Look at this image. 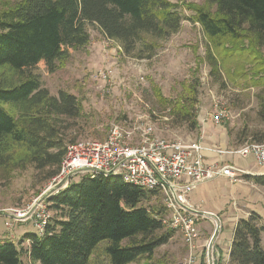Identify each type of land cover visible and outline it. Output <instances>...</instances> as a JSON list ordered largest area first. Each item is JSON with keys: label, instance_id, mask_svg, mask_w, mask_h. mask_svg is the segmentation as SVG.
Segmentation results:
<instances>
[{"label": "trees", "instance_id": "16d2710c", "mask_svg": "<svg viewBox=\"0 0 264 264\" xmlns=\"http://www.w3.org/2000/svg\"><path fill=\"white\" fill-rule=\"evenodd\" d=\"M2 1L0 0V3ZM185 0H17L0 4V178L9 179L14 170L30 164L50 181L59 170L68 127L63 121L81 116L78 97L65 90L52 95L35 72L43 62L52 73L65 62L70 50L90 41L87 25H94L107 39L117 41L126 54L141 44L151 51L154 42L146 37L166 38L184 19L178 8ZM187 17L200 25L209 41L204 57L209 75L220 79L217 61L210 49L224 48L226 55L245 51L255 71L249 77L259 87L264 78V0H206L186 3ZM213 7V10L212 8ZM245 43V44H244ZM240 54V53H239ZM197 70V66L195 67ZM194 70V71H195ZM180 83L175 98H166L152 84L156 101L168 108L174 126L199 129L197 119L199 78ZM257 117L264 123V97L258 96ZM70 127V125H69ZM252 142L264 143V129L248 134ZM264 186V174L243 175ZM156 190L123 182L118 175H82L45 199L52 216L41 234L25 233L19 244L0 242V264H93L102 245L106 264H130L150 260L167 243L174 230L161 222V203ZM264 223L251 212L239 218L233 230L226 264H264ZM26 262L22 261V242ZM203 256L205 258L204 249ZM220 261H218L219 263ZM202 264H206L203 263Z\"/></svg>", "mask_w": 264, "mask_h": 264}, {"label": "rangeland", "instance_id": "374dc122", "mask_svg": "<svg viewBox=\"0 0 264 264\" xmlns=\"http://www.w3.org/2000/svg\"><path fill=\"white\" fill-rule=\"evenodd\" d=\"M1 1L12 4L17 0ZM185 2L206 4V0ZM185 2L179 3L178 11L184 19L176 32L166 38L146 37L148 42L155 41L151 51L142 49L138 44L133 52L126 54L117 41L107 39L96 26L90 24L86 27L90 35L89 43L70 50L69 58L54 72L46 71L43 62L37 65L35 72L52 95L65 90L76 95L81 102V116L61 124L68 127L64 135L65 146L81 139H104L114 123L124 126L148 123L153 126L154 135L162 139L188 142L204 134L199 119L203 118L206 123L209 114H214L218 108L226 111L222 128L228 133L230 146L252 142L248 134L264 129V123L256 114L258 96L264 97V78L259 87L252 86L249 77L256 68L250 61L251 56H245V51H235L228 56L224 48L216 50L210 47L218 64L220 79L217 81L211 77L204 57L209 41L200 25L187 19L192 12L186 8ZM260 51L264 56V45ZM107 71L109 74L102 78ZM192 73L199 78L197 119L200 126L189 131L185 126L172 124L169 109L156 101L151 86L159 87L164 97L175 98L181 91L180 83L192 80ZM215 101L217 107L214 106ZM81 176L76 174L72 180L77 181ZM49 183L43 180V173L30 164L14 170L13 176L7 180L0 178V242L14 240L19 244L24 231L38 234L32 220H26L29 222L23 227L9 216L8 209H24L31 205L49 187ZM43 203L47 207L46 202ZM159 203L160 199L153 198L143 205L152 209ZM48 212L51 218L55 216L54 211ZM6 222L12 225L7 226ZM182 243L184 245L181 235L175 232L167 243L155 250L150 260L140 259L130 264H177L187 256V247L184 245V248ZM20 247L22 261L26 262V244L22 242ZM101 249L102 245L92 258L93 264H106Z\"/></svg>", "mask_w": 264, "mask_h": 264}, {"label": "built area", "instance_id": "2783aa9c", "mask_svg": "<svg viewBox=\"0 0 264 264\" xmlns=\"http://www.w3.org/2000/svg\"><path fill=\"white\" fill-rule=\"evenodd\" d=\"M106 74L109 72L103 73L102 78L106 77ZM214 106L217 107L216 101ZM224 117L226 111L221 108L215 110L214 114H209V119L214 124H221ZM199 120L205 125L203 118ZM202 139L203 134L188 142L166 140L154 135L153 126L148 123L131 126L114 123L104 139L87 138L66 145L58 173L52 177L49 187L45 190L71 175L63 185L66 187L76 174L118 175L125 183L146 190H156L161 195L165 211L160 218L162 224L178 232L187 247V256L177 264H195L198 216H212L207 214L211 212L200 211L192 206L188 202V194L199 184L219 176H224L232 182L240 181V170L237 167L231 164L218 166L216 163L207 164L203 161ZM223 152L218 150V153ZM231 152L242 157L253 155L258 165H264V143L247 142ZM30 206L24 209H8V213L14 217L9 216L17 222L32 220L38 234H41L50 218L48 209L41 202L27 215ZM212 219L216 227V220ZM218 222L220 223L219 218ZM6 225L12 224L6 222ZM209 241L204 245L206 264H212L214 260L213 256H208Z\"/></svg>", "mask_w": 264, "mask_h": 264}, {"label": "crops", "instance_id": "0c3cea01", "mask_svg": "<svg viewBox=\"0 0 264 264\" xmlns=\"http://www.w3.org/2000/svg\"><path fill=\"white\" fill-rule=\"evenodd\" d=\"M202 128L204 131L201 141L203 161L207 164L216 163L218 166L231 164L240 170L238 174L240 181L232 182L224 176H219L199 184L187 197L188 202L197 209H200V211L211 212L218 216L220 229L213 241L212 252L216 264H226L237 220L247 217L251 212H255L261 217V222L264 223V186H258L243 177L246 174H264V165H258L253 155L242 157L233 154L231 151L236 147L229 145L228 133L223 130L222 123L214 124L209 119ZM218 150L224 152L221 154L218 153ZM219 213L223 217L222 219ZM28 222L20 221L18 224L24 227ZM213 225L215 226L210 217L198 216L195 264L206 263L203 249L205 243L209 241L214 232ZM24 234L25 231L21 233L22 236ZM23 243L27 247V241L25 240ZM262 246L264 247V233L262 236ZM184 248L186 247L184 246ZM218 261L220 262L218 263Z\"/></svg>", "mask_w": 264, "mask_h": 264}, {"label": "water", "instance_id": "95a60500", "mask_svg": "<svg viewBox=\"0 0 264 264\" xmlns=\"http://www.w3.org/2000/svg\"><path fill=\"white\" fill-rule=\"evenodd\" d=\"M71 178V175H68L67 177L63 178L61 181H59L58 183H56L54 186L50 187L49 189L45 190L43 193H41L31 204L30 209L27 211V215H30L34 209L37 207L38 204H40L41 202H43L45 199L49 198L51 195H53L55 192H57L59 189H61L63 187V185L65 184V182L67 180H69ZM210 216H212V218H214L216 220V227L215 230L210 238L209 241V248H208V256L209 258H212L213 256V252H212V245H213V241L220 229V223L218 222V217L215 214L212 213H207ZM11 215V214H9ZM14 217V215H11ZM214 257V256H213ZM212 264H216L215 259L212 260Z\"/></svg>", "mask_w": 264, "mask_h": 264}]
</instances>
